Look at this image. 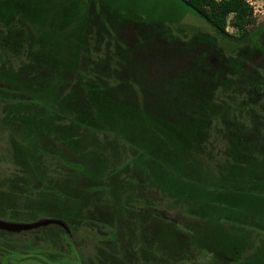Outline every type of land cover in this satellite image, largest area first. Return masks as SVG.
I'll use <instances>...</instances> for the list:
<instances>
[{"label":"rangeland","instance_id":"374dc122","mask_svg":"<svg viewBox=\"0 0 264 264\" xmlns=\"http://www.w3.org/2000/svg\"><path fill=\"white\" fill-rule=\"evenodd\" d=\"M255 1L264 43V0ZM200 30L216 37L179 0H0V72L7 71L0 75V219L54 218L70 229L60 237L37 230L36 246L10 261L264 264V157L227 156L215 139L219 125L210 135L217 149L205 151L190 125L139 109L176 100L178 88L194 83L188 57L195 49L181 44ZM227 31L237 34L229 24ZM7 32L28 50L7 49ZM119 39L131 59L151 57L145 69L124 64L142 74L144 96L126 83L98 88L78 71V63L101 67L96 59L112 57ZM257 54L239 53L248 55L244 71L260 65ZM233 68L224 65L229 74ZM171 71L180 76L174 87L166 83ZM253 98L258 107L262 93Z\"/></svg>","mask_w":264,"mask_h":264},{"label":"trees","instance_id":"16d2710c","mask_svg":"<svg viewBox=\"0 0 264 264\" xmlns=\"http://www.w3.org/2000/svg\"><path fill=\"white\" fill-rule=\"evenodd\" d=\"M179 1L205 22L213 33H215L216 37H212V39L201 37L200 35L203 34L201 33L203 31L200 30L196 33L193 40L191 39L193 41L192 43L186 41L188 44L186 42H184L186 45H184V43L181 44L182 49L185 48L184 50L192 47L195 49V51H193V57H190L192 54L188 57L190 67L196 70L195 74L190 75L194 83L186 88V90L178 88L181 89L179 91V96L178 93L176 94V91H174L171 95L178 96L176 100L175 98L172 100L169 96L170 100L165 99L162 102L159 101V105L156 101H149L150 103L146 104L147 107L146 105L144 106V103H140L141 106H139V109L145 114H153L166 122L173 123V125H190L195 129L194 134L196 138L199 134L197 138L198 147L205 151L208 149L210 151H215L217 149L210 135L213 133V126L219 125L221 127L219 128L221 136L219 135L215 139L224 143V149L222 151H225L227 156L233 157V155L236 154V156L243 155L247 158L251 157L254 159H256L257 156L264 157V43H261L263 31L260 27L261 24H256V18L252 14V8L245 0ZM228 24L237 30V34L227 31ZM168 30L169 29L166 30V33L170 35ZM3 37L5 38L2 44L6 45V48L10 51L18 52L28 50L26 48L27 45L24 46L21 42L15 43L9 32L1 38ZM119 40L121 41V48L118 47V43L116 44L115 42L114 44L117 45V47L112 48L114 52L112 57L109 55L107 59L105 57L101 60L96 59L98 62H96L94 58H91L96 63H101V67L95 68L96 64H94L93 66L90 65L89 69H83L78 63V71L82 72L83 78L88 83L98 88H114L115 85L121 86L126 83L135 85L138 88V93L141 92L139 94H143L144 89L139 84L142 74H129L128 65L124 64H137L138 69L140 67L145 69L144 65H147L151 57L149 53L146 52L143 53L147 56L145 58L144 55L143 61L142 59L138 61L131 59L130 55L132 49L129 47V44H126L125 39ZM253 41L257 44H254ZM260 45L262 48H257V46ZM97 49L96 47L95 51L92 50V54H96ZM101 49L104 51V53L101 54L105 55L106 46H103ZM224 49L229 50L230 54H225ZM86 51L88 52V49H86ZM212 51L214 53H211ZM244 51L251 54L257 52V55L260 57V65H258L257 68H251L253 71H244L242 69V65L245 63L244 61L248 59L247 57L249 55H240L243 57L239 58V53ZM214 56L216 57L213 59L215 63H211L213 60L210 57ZM183 59L186 58L184 57ZM118 60H121L123 64L120 65ZM224 65L230 70H232L231 67H234L235 69H233L236 72L233 70V74L227 73V69H224ZM120 66H122V68H120ZM112 69L114 72L113 76L110 74V70ZM192 71L193 70H190L187 73ZM123 72H125V75H123ZM5 73H7V71H1L0 75L6 76ZM176 74V71H174V73L171 71V73L166 76V80L168 81L166 83L168 84L170 82L169 84L172 86L173 82H175L174 79L180 78V76ZM8 75L11 76L7 77V79L10 80L13 78L14 74L8 73ZM230 75L235 77L231 80ZM145 76H147V73ZM63 77L67 80L71 79L67 75ZM227 80L229 81L228 83ZM237 81H239V84ZM258 92L262 93V102L259 104L260 107L259 105L257 107L253 98V93ZM59 96L54 95L55 98ZM123 98L125 99L126 97ZM71 150L73 149L71 148ZM218 156L224 159L227 158L226 155ZM204 175L212 180L211 177L213 176H209L206 173H204ZM214 178L215 177H213V180H215ZM61 221L66 225V222L63 220ZM44 229L53 231L58 237L63 234L68 236L70 232L69 228L67 231L56 224H49L20 232L0 230V264H15L10 261L9 256L13 252L22 253L26 249L36 246L35 239L37 235L34 233L37 230L42 231ZM111 236H113V234H111ZM42 237L45 238L46 242L49 244H53V239L49 236L43 235ZM107 241L111 242L110 239H107ZM55 260L56 259L53 258L48 259V261L52 262ZM215 261H218V259Z\"/></svg>","mask_w":264,"mask_h":264},{"label":"water","instance_id":"95a60500","mask_svg":"<svg viewBox=\"0 0 264 264\" xmlns=\"http://www.w3.org/2000/svg\"><path fill=\"white\" fill-rule=\"evenodd\" d=\"M49 224L59 225L68 231L67 226L61 220L54 218H44L32 222L5 221L0 219V230L8 232H20L35 229L41 226H46Z\"/></svg>","mask_w":264,"mask_h":264},{"label":"built area","instance_id":"2783aa9c","mask_svg":"<svg viewBox=\"0 0 264 264\" xmlns=\"http://www.w3.org/2000/svg\"><path fill=\"white\" fill-rule=\"evenodd\" d=\"M246 3L252 8V14L254 17L259 16L258 12L260 5L255 0H245Z\"/></svg>","mask_w":264,"mask_h":264}]
</instances>
